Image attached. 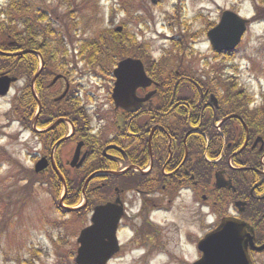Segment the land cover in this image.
<instances>
[{
    "label": "flooded vegetation",
    "instance_id": "flooded-vegetation-1",
    "mask_svg": "<svg viewBox=\"0 0 264 264\" xmlns=\"http://www.w3.org/2000/svg\"><path fill=\"white\" fill-rule=\"evenodd\" d=\"M219 16L211 20L212 27ZM14 40L11 35L3 36L0 49L11 51L17 47L18 51ZM7 57L15 61H6L12 67H3L0 72L18 76V81L12 83V88H18L14 92L18 103L33 95L34 108L30 113L35 115L41 104L31 129L43 146L47 140V151L36 156H47L50 164L46 171L55 172L51 148L71 133L69 126L74 125L71 137L60 144L55 162L66 180L77 177L83 182V189L87 184L83 211L107 203L121 208L118 238L120 241L129 231L133 233L127 247L136 253L133 259L137 261L133 264H153V260L163 258L168 259L167 264H190L189 258L195 254L197 257L191 262L198 260V243L203 234L198 237L197 231L188 229V223L197 228L203 220L208 226L205 235L226 216L247 222L253 262L264 264V95H245L238 90L227 95L226 89L219 95L216 91L210 95L212 92H204L203 85L195 79L180 75L170 76L160 85L138 87V97L156 90L140 106H136L138 100L130 86L129 93L123 95L131 98L127 103L129 109H118L112 95H84L86 70L75 67L68 73L65 65L60 70L46 61L40 74L38 66L31 62L33 74L27 94L26 78L20 76L23 56ZM90 77L97 80L96 88L106 86L108 93H112L116 82L113 71ZM167 81L174 87L162 86ZM188 81L195 83V87H186L200 89L201 95L191 91L179 93V84ZM159 89L163 90L162 95L157 93ZM87 97L97 102L94 113L90 112ZM96 99L113 107L107 125L112 129L110 134L108 127L95 128L92 124L93 117L106 120ZM197 105L199 114L193 108ZM55 122L58 124L46 129ZM218 177L221 184H217ZM184 241L186 252L182 250ZM125 253L121 243L111 261ZM181 258L187 259V263H182Z\"/></svg>",
    "mask_w": 264,
    "mask_h": 264
},
{
    "label": "rangeland",
    "instance_id": "rangeland-1",
    "mask_svg": "<svg viewBox=\"0 0 264 264\" xmlns=\"http://www.w3.org/2000/svg\"><path fill=\"white\" fill-rule=\"evenodd\" d=\"M8 2L9 0H0V14L2 13L1 8L5 3L7 6ZM45 2L51 11L69 13L70 6L63 0H45ZM95 2L97 5H95ZM180 2H183L182 7H185V9L182 8V14L185 13V19L188 21H192V16L200 10L204 13L209 12L213 18L220 15L222 9L235 10L248 18L255 17L257 7L260 4L264 5L262 3L264 0H162L161 5H155L151 0H136L135 4L137 6H139V3L145 5L154 17L153 23L149 22L151 29L146 27L147 31L139 34V38L150 41L152 44L151 51L155 56H160L164 51V46L169 45L168 41L161 39L159 33L165 31L171 34L166 28L169 24L167 13L174 11L175 5L180 4ZM120 3L123 7L122 0H78L77 3L73 2L74 12H76L75 18L86 23L88 21L92 23L91 30L89 29L86 34L89 37L102 31V27H107V24L115 28L121 23L128 22L130 26L134 27L135 22H133L131 15L118 11ZM141 7L138 8L140 12H145L146 9ZM113 11L116 12L115 25H112L113 22L110 21ZM187 16L188 18H186ZM98 17L103 18L101 24H99ZM2 18L3 16L0 15V19ZM192 23L194 24L192 27H197V29L203 26L202 22L199 21H193ZM9 24L17 25L16 29L18 30V22L11 21V17L7 16V22L1 26L8 28ZM21 29L19 28V30ZM58 38L60 36L55 37V39ZM243 41L244 45L240 50V54L249 60L243 62L246 66L245 68L241 67L240 80L247 83L248 87L258 94L264 90V76L259 72L251 75L253 79L258 77V80L263 84L261 87L257 85L255 80L253 82L249 80L250 74L246 68L251 66V61L261 62L259 48L264 45V20L251 23ZM198 47L202 48V53L206 56L209 55V59H211L212 53L209 51L210 47L207 43ZM199 56L200 53L194 60H197ZM185 62L183 56L177 53H173L171 58L168 59V63L173 65L172 68H175L174 64H184ZM193 65L198 68L199 64L195 61ZM260 68L261 66L255 63V69L259 70ZM72 78L73 81H77L76 78ZM85 82L86 91L84 95H109L107 89L99 90L96 88L99 87L96 79L86 77ZM103 90L106 91L105 94ZM14 92L15 90L12 91L11 95L0 97V159H3L0 163V264H56L58 259H60L59 264H73V258L66 259L63 255L68 249L78 247L77 237L81 229L90 223L91 211H82L81 216H78L66 214L63 209L58 208L64 191L61 189L60 192L54 187L55 182L52 181L53 178L49 173L41 176L35 172L32 162L33 159H36V156L31 158V155L33 156L36 152L40 154L46 152L45 147L36 138L33 131L22 126L18 117L19 114L15 112L13 107ZM102 97L105 98L106 96ZM96 100L99 101L102 109L100 113L106 116V120L100 121L93 117L92 124L95 128L108 127L113 107L105 105L98 99ZM87 102L91 103L90 112L94 113V109L98 107L97 102L91 101L89 97H87ZM108 117L109 122H106ZM108 130L110 134L112 129L108 127ZM6 154H9V156H6ZM32 179H34L33 187L31 186ZM136 210L137 208L134 209L133 213L136 214ZM199 210L201 212L200 208ZM201 217L203 219V216ZM136 221L140 222L139 219H136ZM188 229L193 232L197 231L199 237L207 231L208 226L202 220L198 223L197 228L188 223ZM66 232L70 236V245L68 248L63 245L58 251L57 239ZM131 233L129 231L127 236L120 237L126 252L125 255L114 259L109 264H133L137 261L133 259L136 253L130 252L127 248ZM67 241L65 238L61 239L63 244ZM184 242L186 243V241ZM184 242L182 243V250L186 252L187 243L185 246ZM196 257L195 254L189 258L190 262ZM176 258H179V256ZM180 260L182 263H187V259L181 258ZM152 263L167 264L168 259L163 258L157 262L153 260Z\"/></svg>",
    "mask_w": 264,
    "mask_h": 264
},
{
    "label": "water",
    "instance_id": "water-1",
    "mask_svg": "<svg viewBox=\"0 0 264 264\" xmlns=\"http://www.w3.org/2000/svg\"><path fill=\"white\" fill-rule=\"evenodd\" d=\"M231 16L234 15L226 13L223 17L222 24L210 32L215 49L233 48L237 45L246 29L247 20H240L241 23L237 31L231 35H226V23L234 19ZM133 69L134 72H132ZM126 71H129L134 78V86L141 84L143 78L147 76L140 60L128 58L120 62L116 70L119 83H116L117 87L114 90V99L118 106L128 109L127 103H129L131 98H124L123 94H120L122 90L127 89L128 78ZM14 80H16L15 77H10L7 74L0 75V95L7 94L11 82ZM136 99L138 100V104L144 101V99ZM47 165L48 162L44 158L38 162L36 170L40 171ZM69 209L72 210L73 208ZM112 212H116L115 215H112ZM119 216V211H115V207L110 204L96 208L92 218L94 224L82 230L78 238L81 246L78 249L76 264H106L119 249L115 235ZM247 227L241 221L224 219L217 229L209 233L200 242L199 247L204 254L194 264H252L247 249L248 238L250 237L247 232Z\"/></svg>",
    "mask_w": 264,
    "mask_h": 264
},
{
    "label": "trees",
    "instance_id": "trees-1",
    "mask_svg": "<svg viewBox=\"0 0 264 264\" xmlns=\"http://www.w3.org/2000/svg\"><path fill=\"white\" fill-rule=\"evenodd\" d=\"M63 1L65 3L67 2V4L70 6V10L68 11L69 13L67 15H64V13L51 11L48 5L45 3V0H9L7 6L2 8V11L5 12L7 16L11 17V21L18 22V27L19 25L20 27L22 26L23 33H17V31H13L12 34L14 36H18V38L19 35L21 36V38L19 39L25 44L24 47L32 49L37 48V46L39 45L41 46L40 50L45 58L49 59L48 57L50 56L56 57L57 55H59L58 50L56 49V47H54L55 44L65 43V46L62 48V54L67 53L65 38L69 37L72 40L74 37L73 34L80 28L81 24L84 22L75 18L76 12H74L75 6L73 2L77 3L78 0ZM129 3L131 5V0H129ZM124 10H127V6H124ZM261 14L262 18H264V10H262ZM98 18L100 24L101 18ZM16 26L17 25H15V28ZM83 28L85 29V32L88 33L89 29L91 30L92 28V23L88 21V23L83 25ZM127 29L128 25L125 24L124 31L122 33H118L114 30L110 32H104L102 30L90 37L86 36L85 38H83L79 48L82 51L83 59L87 62V65L94 70L100 68V71H106L107 67L110 64L113 65L117 61V57L128 54L129 49H127L126 47L137 44V42L135 40V36H133L132 33H129ZM57 36H60V39L56 40L55 37ZM142 50L143 54L146 55V51L144 49ZM59 51H61V49H59ZM135 53L138 52L135 51ZM25 58L27 59L26 62L29 64L26 69L30 67L29 71L33 72L31 62H33L36 66L37 58L33 54L29 53ZM159 95H162V92L159 93ZM28 98L29 97H27V104H25L24 106V110L26 111L30 110L31 107H34L31 105V101L33 100H29ZM193 108L198 110V114L201 113L199 111V105L193 106ZM16 111L18 113V110ZM34 179H32V187L34 184ZM52 181L55 182L54 187L59 191L61 187L59 178H53ZM70 189H74L72 187V183H70ZM72 198H74V200L77 199L73 202H78V193L77 195L69 196V200H71ZM69 237L70 236L67 232L59 236V239H57L58 244L56 245L58 251L64 245L61 242V239L65 238L69 241ZM73 253L74 250L71 248L68 249L63 256L66 259H70L71 257H73ZM59 260L60 259H58L56 264H59Z\"/></svg>",
    "mask_w": 264,
    "mask_h": 264
}]
</instances>
